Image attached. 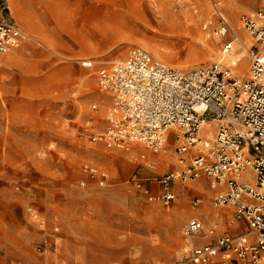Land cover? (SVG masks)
<instances>
[{
  "label": "rangeland",
  "instance_id": "obj_1",
  "mask_svg": "<svg viewBox=\"0 0 264 264\" xmlns=\"http://www.w3.org/2000/svg\"><path fill=\"white\" fill-rule=\"evenodd\" d=\"M4 3L9 13L3 16L25 40L0 54V264H191L185 224L202 215L209 225L218 211L199 193V180L177 182L169 206L156 199L159 178L179 170L175 136L158 151L92 141L107 129L112 105L98 72L141 48L179 66L167 65L173 68L220 63L233 77L239 75L230 62L239 61L223 55L244 52L247 77L251 40L241 16L264 9V0ZM218 11L238 35L229 53L224 49L232 38L215 35ZM148 48L159 50L162 60ZM199 148L189 152L199 155ZM166 151L172 162L156 160ZM211 264L225 263L216 258Z\"/></svg>",
  "mask_w": 264,
  "mask_h": 264
},
{
  "label": "built area",
  "instance_id": "obj_2",
  "mask_svg": "<svg viewBox=\"0 0 264 264\" xmlns=\"http://www.w3.org/2000/svg\"><path fill=\"white\" fill-rule=\"evenodd\" d=\"M217 16L215 35L230 36L224 52H232L238 35L223 13ZM241 23L251 40L246 78L231 76L220 63L173 68L141 48L132 49L123 63L98 72V86L112 105L107 129L92 141L109 148L140 144L158 151L174 131L182 169L159 178L156 199L169 206L176 198L177 182L206 178L214 192L213 208L232 209L235 221L247 226L244 234L232 236L220 233L219 224L206 228L200 220L188 221L183 237L191 264H211L216 258L225 264H264V9L241 16ZM24 40L18 27L0 21V54L17 49ZM230 66L237 67V62ZM194 147H200L199 155L189 152ZM84 170L98 177L96 169ZM100 180L105 183L106 176ZM136 186L146 195L152 193L141 183ZM201 203L198 198L193 206ZM217 235L214 244L200 245L205 237Z\"/></svg>",
  "mask_w": 264,
  "mask_h": 264
},
{
  "label": "crops",
  "instance_id": "obj_3",
  "mask_svg": "<svg viewBox=\"0 0 264 264\" xmlns=\"http://www.w3.org/2000/svg\"><path fill=\"white\" fill-rule=\"evenodd\" d=\"M0 5L2 6V13L0 15V21L11 23V24L15 25L16 27H18L16 23H14L12 20H10L8 18V16H3V14L7 15L9 13L8 12L9 8L5 6L4 0H0ZM82 66L84 67L83 63H82ZM84 68H86V67H84ZM86 69H89V68H86ZM172 136H175V140L177 141L176 133L174 134V131H172L168 134L169 138L167 139V142H169V140H170V138H172ZM96 143H100V142H96ZM178 167H179V170L182 169L181 166H178ZM199 181L200 182L197 186L198 191H200L199 193L202 195H205V196L208 195L209 197L212 198L214 196V192L210 189H208V191H207V188H209L208 180L206 178H202ZM174 188H175V186H174ZM174 192H175V190H174ZM176 192H175V194H176ZM210 202H211V200H210ZM210 206L213 210L218 211V214H217V217L209 225L207 224L205 217L202 215L197 216L196 218H193V219L200 220L205 225L206 228L211 227L213 224H219L220 225V233L227 232L232 236H239V235L244 234L247 231V226L244 223L235 221L232 209L227 208V207L221 208V209H214L213 206L211 205V203H210ZM222 209H224V211H221ZM217 237H218V235L215 237H205L200 242L201 243L200 245L214 244L216 242Z\"/></svg>",
  "mask_w": 264,
  "mask_h": 264
},
{
  "label": "bare ground",
  "instance_id": "obj_4",
  "mask_svg": "<svg viewBox=\"0 0 264 264\" xmlns=\"http://www.w3.org/2000/svg\"><path fill=\"white\" fill-rule=\"evenodd\" d=\"M235 29L238 31V28L235 27ZM233 47V45H232ZM150 51H152L154 53V56L157 57L158 59H161L163 58V55L160 53L159 50L157 49H153V48H148ZM244 55L245 53H239V54H236V53H230L228 55H223V60H227L228 59H232V58H235L234 60H237L239 61V64H237V67L235 68V70H233L234 74L236 75H239L240 78H244L246 77V67L244 66ZM222 56V55H221ZM166 64L168 63L169 65H174V67H179L175 64H173V62L171 61H164ZM232 62V61H231ZM238 63V62H237ZM167 64V65H168ZM232 69V68H231ZM233 76V75H232ZM169 138V137H168ZM168 143V142H167ZM167 146V145H166ZM144 149V148H143ZM142 149V150H143ZM140 149L137 148L136 150H134L133 152L134 153H137L139 152ZM156 160H163L164 162H172L173 160V156L171 154L170 151H166L162 154V156H159Z\"/></svg>",
  "mask_w": 264,
  "mask_h": 264
}]
</instances>
